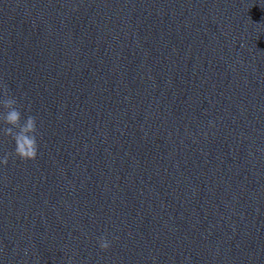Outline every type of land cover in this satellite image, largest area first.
<instances>
[{
  "label": "water",
  "instance_id": "obj_1",
  "mask_svg": "<svg viewBox=\"0 0 264 264\" xmlns=\"http://www.w3.org/2000/svg\"><path fill=\"white\" fill-rule=\"evenodd\" d=\"M5 94L0 264H264V0H0Z\"/></svg>",
  "mask_w": 264,
  "mask_h": 264
},
{
  "label": "clouds",
  "instance_id": "obj_2",
  "mask_svg": "<svg viewBox=\"0 0 264 264\" xmlns=\"http://www.w3.org/2000/svg\"><path fill=\"white\" fill-rule=\"evenodd\" d=\"M0 123L6 125L0 128V133L11 138L14 148L11 153L0 154V166L8 163L9 156L20 160H34L39 151L37 121L32 115L24 117L17 106L15 97L7 96L0 99ZM99 247L107 250L111 241L103 236L98 239Z\"/></svg>",
  "mask_w": 264,
  "mask_h": 264
}]
</instances>
